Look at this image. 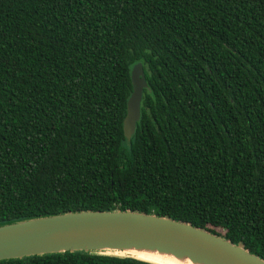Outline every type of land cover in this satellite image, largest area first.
<instances>
[{"label":"trees","instance_id":"16d2710c","mask_svg":"<svg viewBox=\"0 0 264 264\" xmlns=\"http://www.w3.org/2000/svg\"><path fill=\"white\" fill-rule=\"evenodd\" d=\"M88 210L169 218L264 260V0H0V226Z\"/></svg>","mask_w":264,"mask_h":264},{"label":"water","instance_id":"95a60500","mask_svg":"<svg viewBox=\"0 0 264 264\" xmlns=\"http://www.w3.org/2000/svg\"><path fill=\"white\" fill-rule=\"evenodd\" d=\"M128 76L131 92L122 120L126 139L133 135L146 88L140 62L128 66ZM134 250L185 257L201 264H264L241 245L215 233L138 212L75 211L0 226V262L67 252L138 260L128 255ZM121 253L125 255H117Z\"/></svg>","mask_w":264,"mask_h":264},{"label":"bare ground","instance_id":"6f19581e","mask_svg":"<svg viewBox=\"0 0 264 264\" xmlns=\"http://www.w3.org/2000/svg\"><path fill=\"white\" fill-rule=\"evenodd\" d=\"M130 256L136 258L138 260H142L145 262H149L152 264H201V263H193L186 259L185 257L174 258L168 254H160L156 252L144 251V250H134L129 252ZM123 256L125 254H117Z\"/></svg>","mask_w":264,"mask_h":264},{"label":"rangeland","instance_id":"374dc122","mask_svg":"<svg viewBox=\"0 0 264 264\" xmlns=\"http://www.w3.org/2000/svg\"><path fill=\"white\" fill-rule=\"evenodd\" d=\"M215 232H217L218 234L222 235L223 231L219 230V229H215Z\"/></svg>","mask_w":264,"mask_h":264}]
</instances>
